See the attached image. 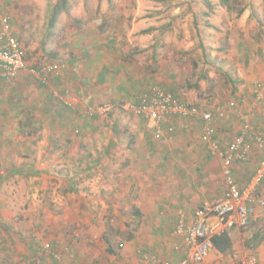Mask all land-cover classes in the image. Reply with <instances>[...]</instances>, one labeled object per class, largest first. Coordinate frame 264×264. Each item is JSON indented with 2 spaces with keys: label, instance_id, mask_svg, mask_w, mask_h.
<instances>
[{
  "label": "crops",
  "instance_id": "crops-1",
  "mask_svg": "<svg viewBox=\"0 0 264 264\" xmlns=\"http://www.w3.org/2000/svg\"><path fill=\"white\" fill-rule=\"evenodd\" d=\"M10 2L11 0H0L2 9L10 17L11 31L20 41L15 26L17 19ZM81 34L84 33L80 31L75 37L78 38ZM194 44L192 42L184 47L187 50L194 47ZM91 46L90 49L83 48L79 52L75 49V54L68 63L70 68L50 84L40 80L30 70L22 71L13 81L0 78V167L5 164L4 158L7 155L10 156L7 158L8 165L15 167L16 176L24 174L23 167L56 165L61 159L69 162L72 152L87 149L82 147L83 141L89 143V140L94 139L95 155L92 163L104 166L111 158L119 167L124 166L125 175L119 174L114 183H119L117 187L120 188L124 182H128L136 189L138 195H134L136 199L133 203L136 205L134 213L143 216L140 230L159 232L161 235L151 239L154 246L152 251L133 242L135 237L130 238V248L136 250H129L131 252L125 254L129 258H120L119 264H146V257L150 256L173 260L184 258L187 254L186 240L176 232L177 227L181 221L191 223L199 207L225 192L223 159L212 155L203 143L202 120L199 117L185 118L171 114L160 122L163 132L157 135L158 126L153 120L131 112L130 115L126 112V116L112 111L109 117L88 114L87 109L101 101L111 98L122 103H132L142 90L154 85L161 86L154 83L152 73L146 69L152 64L151 59L138 61L131 57L125 58L128 54L121 56L113 53L112 47L103 46V49L98 50ZM232 49L231 43L222 49L226 52L223 59L224 71L232 74L231 63L234 66L238 63V68L233 73L238 70L239 74L243 73L242 70L247 67L249 70L246 76L240 74L239 78H232V82L240 87L236 92V99L219 107L211 105L210 98L200 104L196 103L202 110L225 113L224 117L215 121L216 139L224 148H228L240 134L243 114L248 115L255 128L264 134V100L256 102L257 83L254 82L255 78H261V82L264 80V57L259 64L258 61L255 63L257 66L253 74L247 60L249 51H239L238 62ZM27 60L29 62L28 58ZM29 66L33 67L30 62ZM140 67L142 71H139ZM207 72L203 68V76H207ZM164 85L177 94L178 89H174L167 80ZM195 88L197 87L193 86L190 93L195 92ZM127 105L124 106L128 107ZM124 106L121 108L126 109ZM75 127L79 128L76 129L80 131L79 137L72 134ZM33 134L45 135L46 146L39 141L34 146L35 140L30 139ZM83 134L88 137H81ZM29 148L35 153H31V157L21 156L19 151L24 153L23 150ZM11 150H14L13 153ZM252 150L253 155L249 161L237 160L233 163V174L243 188L251 182L262 157V154L255 151L254 145ZM42 152H46L47 159H42ZM86 158L88 159V155ZM43 161H46L45 164ZM0 179L3 180V170H0ZM96 180L104 183L102 176H98ZM80 194L88 214H92L91 210L97 208V204L93 205L94 200H101L104 205L105 200L110 198L107 193L98 191H81ZM256 194L263 203L258 206L251 222L246 227L231 230V249L234 252L228 253L230 249L222 253L213 248L208 260L233 262L235 258L232 257L254 255L259 264H264V178L257 186ZM115 196L118 197L117 194ZM122 205L125 206V203ZM47 211L49 210L44 208L47 216L40 220L39 226L19 222L9 232L3 230V224H0V264H63L57 258H67L64 264L83 261L84 258L73 248L75 242L66 243L73 249L70 254H64L58 248L59 245L66 246L62 233L66 223H62L60 232V223L51 219V213ZM0 214L3 215V212ZM37 214L38 212L35 215ZM95 229L93 226V231ZM55 231L59 233L56 232L55 235ZM139 243L145 244L141 240ZM242 244L248 247L243 256L238 250ZM127 245L129 246L128 242ZM127 245L119 243L121 249L128 247Z\"/></svg>",
  "mask_w": 264,
  "mask_h": 264
},
{
  "label": "rangeland",
  "instance_id": "rangeland-1",
  "mask_svg": "<svg viewBox=\"0 0 264 264\" xmlns=\"http://www.w3.org/2000/svg\"><path fill=\"white\" fill-rule=\"evenodd\" d=\"M59 1L10 2L17 19L15 26L20 42L32 66L62 61L65 62V70H68L75 49L79 52L91 45L98 50L103 46L112 47L113 53L121 56L128 54L125 58L138 61L151 59L152 64L146 69L152 73L154 83L173 92L164 87L167 80L174 89H178L175 94L178 99L197 105L210 98L211 105L219 107L236 99L240 87L232 82V78L249 73L248 67L242 70L243 73L239 74V70L233 73L238 63L234 66L230 61L232 74L228 76L223 66L226 52L222 49L231 43L238 62V52L249 51L247 60L253 74L257 66L255 63L258 61L259 64L264 57V0H233L231 10L223 6L220 0H67L68 9L62 11L56 25L50 27L53 6ZM80 31L84 34L79 35L78 39L75 35ZM192 42H195L194 47L186 50L184 46ZM204 52L210 54L217 68L207 64ZM203 68L208 71L207 76H203ZM142 70L140 67L139 71ZM56 77L60 76L51 77L48 83ZM259 79L255 78L254 82L257 83ZM193 86L197 88L190 93ZM104 103L113 104V108L100 116L109 117L112 111L126 116L134 113L130 101L122 103L110 98L95 105ZM126 104L128 107L124 106ZM122 106L126 109H122ZM76 129L79 130L73 128L72 134L79 137L80 131ZM81 137L88 136L83 134ZM30 139L35 140L34 146L38 141L46 146L45 135L33 134ZM88 142L83 141L82 146L87 149L71 153L69 162L61 159L56 165L23 167L24 174L21 176H16L15 167L8 165L7 158L10 156L4 158L5 164L0 167L3 170V180L0 179V212H3V215L0 214V224H3V230L12 232L19 222L39 226L40 220L47 216L44 212L46 208L49 210L47 213H51L49 217L60 223V232L62 223H66L62 229L64 243L75 242V252L85 260L78 264H119L120 258H129L126 253L128 255V252L136 250L130 248L132 242L129 240L132 237H135L133 242L152 251L154 246L151 239L161 235L159 232L140 230L143 216L134 213L136 205L133 203L138 192L128 182H124L120 188L117 187L119 183H114L119 174L125 175L124 166L119 167L111 158L104 166L95 165L92 163L95 141ZM23 151H19L21 156L31 157V153H35L30 148ZM46 155V152H42V159H47ZM43 162L45 164L46 161ZM98 176L104 178V183L96 180ZM81 191L107 193L110 198L105 200L104 205L101 200H94L93 205L97 204V208L88 214ZM93 226L96 228L94 231ZM59 231H55V235ZM137 237L145 244L139 243ZM120 242L125 246L128 242L129 246L121 249ZM69 245H59L58 248L64 254H70L73 249ZM108 245L112 246L114 252L108 251ZM246 249L248 247L242 244L238 250L243 256ZM233 252L234 249H231L228 253ZM57 259L64 264L67 258Z\"/></svg>",
  "mask_w": 264,
  "mask_h": 264
},
{
  "label": "built area",
  "instance_id": "built-area-1",
  "mask_svg": "<svg viewBox=\"0 0 264 264\" xmlns=\"http://www.w3.org/2000/svg\"><path fill=\"white\" fill-rule=\"evenodd\" d=\"M65 68V62L62 61L30 67L25 50L11 31L10 17L0 4V78L11 80L22 71L30 70L40 80L48 82L53 76H61ZM255 88L256 102L263 101L264 80L258 81ZM130 107L136 115L149 118L157 124V135L163 132L160 122L171 114L185 118L199 117L202 120V141L212 155L223 159L226 176L225 192L212 202H206L199 207L191 223L181 221L178 225L176 232L186 240V256L176 260L150 256L146 257V264H259L254 255L235 258L233 262L222 259L208 260V257L215 248L213 237L223 233L231 236L233 228L246 227L257 212L258 206L263 203L256 194V188L264 178V134L255 128L248 115L243 114L240 134L228 148H224L216 139L215 126L216 119L225 116L223 111L202 110L200 106L178 99L173 92L158 85L139 92ZM112 108L113 104L104 103L90 106L87 113L101 115ZM252 145L262 157L251 182L243 188L233 174V163L237 160L249 161L253 155Z\"/></svg>",
  "mask_w": 264,
  "mask_h": 264
},
{
  "label": "trees",
  "instance_id": "trees-1",
  "mask_svg": "<svg viewBox=\"0 0 264 264\" xmlns=\"http://www.w3.org/2000/svg\"><path fill=\"white\" fill-rule=\"evenodd\" d=\"M220 2L223 6H225L229 10H231L234 7L233 0H220ZM66 4H67V0H60L59 2H57V4L53 6L52 14L49 20L50 27H54L58 21L60 13L68 9ZM242 9L243 8L239 10V14L242 12ZM203 56L207 64L210 63L209 66L211 65L215 68L218 67L216 64L212 63L210 59V54L204 52ZM227 75L229 76V74ZM107 242H109V239H107ZM213 243H214L215 249L219 250L222 253L230 250L233 246L232 238L228 233H223V234L213 237ZM107 249L109 252H113V248L110 245H108Z\"/></svg>",
  "mask_w": 264,
  "mask_h": 264
}]
</instances>
